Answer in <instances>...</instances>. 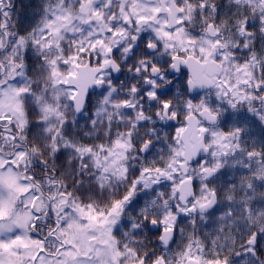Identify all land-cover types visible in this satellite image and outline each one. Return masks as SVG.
<instances>
[{
	"label": "snow or ice",
	"instance_id": "obj_1",
	"mask_svg": "<svg viewBox=\"0 0 264 264\" xmlns=\"http://www.w3.org/2000/svg\"><path fill=\"white\" fill-rule=\"evenodd\" d=\"M0 264H264V0H0Z\"/></svg>",
	"mask_w": 264,
	"mask_h": 264
}]
</instances>
